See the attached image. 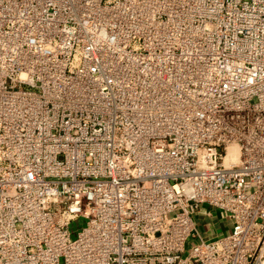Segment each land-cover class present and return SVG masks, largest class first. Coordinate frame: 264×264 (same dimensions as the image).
<instances>
[{
    "label": "built area",
    "instance_id": "2783aa9c",
    "mask_svg": "<svg viewBox=\"0 0 264 264\" xmlns=\"http://www.w3.org/2000/svg\"><path fill=\"white\" fill-rule=\"evenodd\" d=\"M0 264H264V0H0Z\"/></svg>",
    "mask_w": 264,
    "mask_h": 264
},
{
    "label": "rangeland",
    "instance_id": "374dc122",
    "mask_svg": "<svg viewBox=\"0 0 264 264\" xmlns=\"http://www.w3.org/2000/svg\"><path fill=\"white\" fill-rule=\"evenodd\" d=\"M143 42H144V38H142V37H135L134 38V44L143 43ZM215 220L216 219L207 217V218L203 219L201 222H198L199 229H200V231H202L204 236H207L206 233H207L209 227H211L212 229L215 228ZM82 226H83V224L79 223L76 225V227H74V230L75 229H81Z\"/></svg>",
    "mask_w": 264,
    "mask_h": 264
},
{
    "label": "crops",
    "instance_id": "0c3cea01",
    "mask_svg": "<svg viewBox=\"0 0 264 264\" xmlns=\"http://www.w3.org/2000/svg\"><path fill=\"white\" fill-rule=\"evenodd\" d=\"M199 222H201V221H199ZM217 226V228H216V231L217 232H222V230H226L227 228H229L230 226H229V223H227V221H221V222H216L215 223V227Z\"/></svg>",
    "mask_w": 264,
    "mask_h": 264
},
{
    "label": "bare ground",
    "instance_id": "6f19581e",
    "mask_svg": "<svg viewBox=\"0 0 264 264\" xmlns=\"http://www.w3.org/2000/svg\"><path fill=\"white\" fill-rule=\"evenodd\" d=\"M146 8V7H145ZM150 21H152L151 19H150ZM139 29H140V27H139Z\"/></svg>",
    "mask_w": 264,
    "mask_h": 264
}]
</instances>
